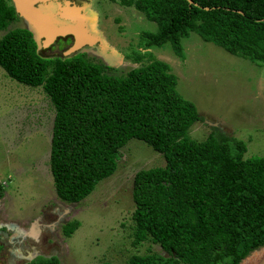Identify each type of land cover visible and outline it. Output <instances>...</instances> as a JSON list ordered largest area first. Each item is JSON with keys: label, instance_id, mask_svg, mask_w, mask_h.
Listing matches in <instances>:
<instances>
[{"label": "trees", "instance_id": "1", "mask_svg": "<svg viewBox=\"0 0 264 264\" xmlns=\"http://www.w3.org/2000/svg\"><path fill=\"white\" fill-rule=\"evenodd\" d=\"M190 1L119 0L156 24L154 33H142L145 47L168 42L181 57V39L195 33L264 66V0ZM16 19L8 0H0V31ZM0 68L21 85L40 87L53 107L48 165L60 202H80L112 175L130 139L162 156L163 167L132 178V245L149 241L167 257L131 255L123 264H237L264 244V157L243 158L245 145L221 133L191 139L188 130L199 117L177 93L166 63L151 59L108 75L110 68L84 54L40 57L31 33L14 28L0 38ZM77 226L65 223L62 235Z\"/></svg>", "mask_w": 264, "mask_h": 264}, {"label": "rangeland", "instance_id": "2", "mask_svg": "<svg viewBox=\"0 0 264 264\" xmlns=\"http://www.w3.org/2000/svg\"><path fill=\"white\" fill-rule=\"evenodd\" d=\"M34 2L35 8L51 5L59 14L61 8H74L77 15L86 17L87 34L96 40L82 44L75 54L110 68L108 75H124L151 59L166 63L176 78L177 93L194 105L199 117L188 130L191 139L203 141L221 133L245 145L243 158L264 157L263 65L230 55L195 33L181 39V57L168 42L145 47L142 33H154L156 24L119 0ZM25 27L23 19L16 20L0 31V38ZM71 45L59 52L53 46L37 47V53L42 58H64ZM137 56L139 62L134 60ZM53 115L40 87L21 85L0 68V220L14 223L18 233L12 236L22 237L17 246L7 245L0 252V264H25L52 256L59 264H123L131 255L151 253L167 257L149 241L132 245V178L139 170L163 167L162 156L130 139L119 150L112 175L99 181L80 202H60L48 165ZM71 221L78 226L64 237L61 227Z\"/></svg>", "mask_w": 264, "mask_h": 264}, {"label": "water", "instance_id": "3", "mask_svg": "<svg viewBox=\"0 0 264 264\" xmlns=\"http://www.w3.org/2000/svg\"><path fill=\"white\" fill-rule=\"evenodd\" d=\"M25 2H23L24 5H22V3L20 2V0H12L13 4H14V8H15V14L23 19V22L25 23L26 27L25 29L28 30L31 35H32V39L34 40L35 44H36V51H37V47H47L50 44L53 43V41L55 40V38L57 37H64L66 35H71L73 38V42L71 47L66 50L62 56L64 58H68L71 55H75V52L80 49V47L82 46V44L86 43V44H90L93 41L96 40L95 37H91L90 35H86V37H81L78 38L77 34H75L72 29L70 30V27L68 24L71 23V20H69V22H66V20H55V22H60V24L63 23V25L59 26L61 27L60 29L57 30H53L51 33H49L48 36H45L44 34L38 33L37 29L35 28L34 24H36L38 26V22L40 20H33V17L37 15H39V13L41 12V10L45 7H39V8H35L33 5L35 4L34 0H24ZM188 4H192V2L190 0H186ZM74 9V8H73ZM56 11L54 12V16L55 18H59L58 16H63L62 14H59ZM78 17H80L78 15ZM65 18V17H64ZM66 23V24H65ZM59 25V23L57 24ZM43 38V42L40 43V39ZM237 264H264V244L261 246L256 247L255 249L251 250L247 255H245L242 259H240V261Z\"/></svg>", "mask_w": 264, "mask_h": 264}, {"label": "flooded vegetation", "instance_id": "4", "mask_svg": "<svg viewBox=\"0 0 264 264\" xmlns=\"http://www.w3.org/2000/svg\"><path fill=\"white\" fill-rule=\"evenodd\" d=\"M10 4L13 7V10L15 11L14 4H13L12 0H10ZM55 7H57V6H55ZM56 10H57V8H53V7H51V5H49V7L47 6L45 8L46 14L49 16H53V18H52L53 20H60V18H55V16H54V12ZM16 17H17L16 20L22 19L18 16V14L16 15ZM72 41H73V38L71 35H66L64 37H57V38H55V40L53 41V43L49 47L53 46L54 49H53V47H51L53 49V51L59 52L63 47L68 46L69 44H72ZM59 222H61V221H59ZM13 224L14 223H12L10 221L0 220V252L4 253V248L7 245L13 244V245L17 246L19 240L22 239L21 236H19L18 239L12 236L14 233L15 234L18 233V230L14 229ZM8 254L12 255L10 252ZM35 259H33V260H35ZM33 260H31V261H33ZM31 261H29L27 263H30ZM27 263H25V264H27Z\"/></svg>", "mask_w": 264, "mask_h": 264}, {"label": "bare ground", "instance_id": "5", "mask_svg": "<svg viewBox=\"0 0 264 264\" xmlns=\"http://www.w3.org/2000/svg\"><path fill=\"white\" fill-rule=\"evenodd\" d=\"M20 2L22 3V5L25 6V4H23V2H25L24 0H20ZM78 11L73 9L72 11L68 10L66 12H63V16H67V18L72 19L71 23L68 24L70 27V30L72 29V31L77 34L78 38L81 37H86L87 35V28L85 27V24L87 22L86 17H78L77 15ZM38 17L34 16L33 20H40L37 24H34L35 28L37 29L38 33L44 34L45 36H48L49 33H51L54 29H60L61 25L60 22H55V20H53V16H49L45 13V8H43L41 10V12L39 13V15H37ZM83 18V19H82ZM69 20H66V22H68ZM59 23V25H57Z\"/></svg>", "mask_w": 264, "mask_h": 264}, {"label": "crops", "instance_id": "6", "mask_svg": "<svg viewBox=\"0 0 264 264\" xmlns=\"http://www.w3.org/2000/svg\"><path fill=\"white\" fill-rule=\"evenodd\" d=\"M49 7V6H48ZM46 8V7H45ZM61 10H62V12H66V11H68V10H70V11H72L73 9H69V8H67V7H64L63 9L61 8ZM76 10V9H75ZM65 17V19L66 20H72V19H69V18H67V16H64ZM81 17H84V16H81ZM83 19V18H82ZM87 20V19H86ZM66 24V23H65Z\"/></svg>", "mask_w": 264, "mask_h": 264}]
</instances>
